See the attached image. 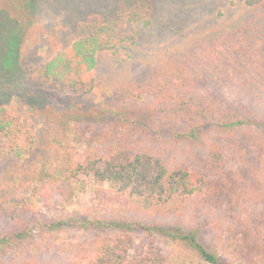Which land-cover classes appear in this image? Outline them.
Returning <instances> with one entry per match:
<instances>
[{
    "label": "trees",
    "instance_id": "trees-1",
    "mask_svg": "<svg viewBox=\"0 0 264 264\" xmlns=\"http://www.w3.org/2000/svg\"><path fill=\"white\" fill-rule=\"evenodd\" d=\"M32 1L20 0L22 13ZM230 3L251 8L249 19L187 53L170 56L116 92L99 117L58 120L53 137L58 158L49 160L43 151L0 187V217L13 228L0 231V264H48L29 250V238L33 230L55 229L84 234L64 251L61 264H196L197 259L232 264L205 245L199 228L77 214L48 217L35 202L49 207V198L74 196L91 180L132 198L152 216L185 214L191 206L220 209L226 198L259 204L264 221V0ZM151 9L149 1L138 0L116 10L118 19L110 23L102 15H90L80 26L84 36L55 52L43 67L26 68L18 55L22 25L0 12V28L6 31L0 74L24 75L31 84L63 89L73 97L88 94L95 87L99 55H128L138 34L134 25H148ZM36 103L28 102L29 108ZM88 120L94 127L87 126ZM204 135L209 147L181 161H170L158 145L192 143ZM35 144L31 121L0 105V154L21 158ZM76 146L82 151L65 153ZM237 159L244 165L230 171ZM247 229L229 256L253 264L256 258L264 260V249L256 242L264 241V224ZM168 244L185 247L189 255L176 262L166 252Z\"/></svg>",
    "mask_w": 264,
    "mask_h": 264
},
{
    "label": "rangeland",
    "instance_id": "rangeland-1",
    "mask_svg": "<svg viewBox=\"0 0 264 264\" xmlns=\"http://www.w3.org/2000/svg\"><path fill=\"white\" fill-rule=\"evenodd\" d=\"M137 1L34 0L31 9L22 13L20 0H0V12L22 25V39L18 49L21 66L43 67L55 52L67 48L85 35L80 26L90 15H102L110 23L118 19L114 16L116 10ZM146 1L152 6L148 17L149 24L140 21L134 25L138 34L128 55H99L95 69L96 83L90 93L73 97L63 89L31 84L23 79L24 75L20 78L0 74V105L29 119L36 131V144L26 156L20 158L13 154H0V187L15 178L14 174L19 166L24 162H31L43 151L48 152V159L54 161L58 154L53 137L57 131L58 120L62 117H99L101 111L111 104V98L116 92L129 88L170 56L187 53L198 44L248 20L253 12L242 3L232 5L230 0ZM9 9H12L10 14L6 11ZM5 34L6 31L3 32L0 28L1 46ZM28 102L37 103L35 107L29 108ZM87 126L94 127V123L88 120ZM158 145L173 162L184 160L192 152L207 149L210 141L204 135L192 143L168 140L158 142ZM82 149L83 147L76 146L65 153L73 155L74 150ZM243 165V161L237 159L230 171ZM48 200L49 207H45L44 202L35 200L40 211L48 217L77 214L87 218H122L143 223H161L169 227L180 225L186 229L199 228L205 245L214 250L221 259L232 264H243L229 256L235 242H239L245 230H248L247 227L253 229L264 224L263 216H259V204L254 205L251 201L230 203L226 198H223L220 209L200 210L191 206L186 208L185 214L152 216L136 205L132 198L118 196L111 187L91 180L82 183L81 189L75 191L74 196L58 200L53 196ZM256 215L259 216L257 220L253 219ZM7 222L0 217V231L10 233L13 230ZM82 239L84 234L73 229L33 230L29 238V250L48 264H61L64 251ZM256 242L264 249L262 239L257 238ZM166 252L178 263L183 262L189 255L185 247L171 244H168ZM196 264L207 263L197 259ZM253 264H264V260L256 258Z\"/></svg>",
    "mask_w": 264,
    "mask_h": 264
}]
</instances>
